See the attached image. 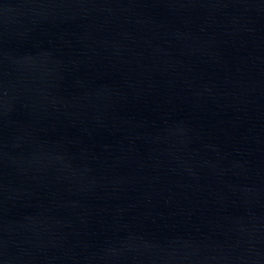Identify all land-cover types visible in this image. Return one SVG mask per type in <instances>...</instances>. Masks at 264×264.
I'll list each match as a JSON object with an SVG mask.
<instances>
[{
  "label": "water",
  "instance_id": "1",
  "mask_svg": "<svg viewBox=\"0 0 264 264\" xmlns=\"http://www.w3.org/2000/svg\"><path fill=\"white\" fill-rule=\"evenodd\" d=\"M0 264H264V0H0Z\"/></svg>",
  "mask_w": 264,
  "mask_h": 264
}]
</instances>
